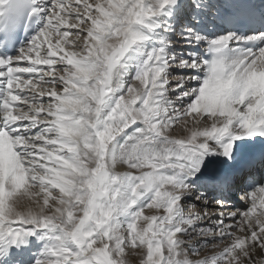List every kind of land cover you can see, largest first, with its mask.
Wrapping results in <instances>:
<instances>
[{
  "label": "snow or ice",
  "instance_id": "6c2138e0",
  "mask_svg": "<svg viewBox=\"0 0 264 264\" xmlns=\"http://www.w3.org/2000/svg\"><path fill=\"white\" fill-rule=\"evenodd\" d=\"M0 264H264V0H0Z\"/></svg>",
  "mask_w": 264,
  "mask_h": 264
},
{
  "label": "rangeland",
  "instance_id": "374dc122",
  "mask_svg": "<svg viewBox=\"0 0 264 264\" xmlns=\"http://www.w3.org/2000/svg\"><path fill=\"white\" fill-rule=\"evenodd\" d=\"M145 214H153V210H148V209H146V210H145Z\"/></svg>",
  "mask_w": 264,
  "mask_h": 264
},
{
  "label": "bare ground",
  "instance_id": "6f19581e",
  "mask_svg": "<svg viewBox=\"0 0 264 264\" xmlns=\"http://www.w3.org/2000/svg\"><path fill=\"white\" fill-rule=\"evenodd\" d=\"M120 170H123V169H120Z\"/></svg>",
  "mask_w": 264,
  "mask_h": 264
}]
</instances>
